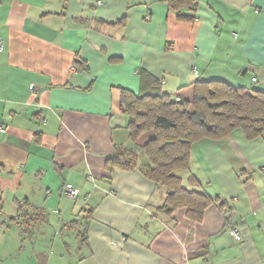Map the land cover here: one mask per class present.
I'll use <instances>...</instances> for the list:
<instances>
[{
	"label": "crops",
	"instance_id": "0c3cea01",
	"mask_svg": "<svg viewBox=\"0 0 264 264\" xmlns=\"http://www.w3.org/2000/svg\"><path fill=\"white\" fill-rule=\"evenodd\" d=\"M97 1L0 0V216L19 205L46 214L31 227L43 226L48 252L31 264H264V133L192 145L184 185L213 199L198 219L186 207L159 213L165 187L109 167L118 150H137L124 89L264 90V0H198L191 20L158 0ZM9 223L0 219L3 245ZM78 226L84 250L72 252Z\"/></svg>",
	"mask_w": 264,
	"mask_h": 264
},
{
	"label": "trees",
	"instance_id": "16d2710c",
	"mask_svg": "<svg viewBox=\"0 0 264 264\" xmlns=\"http://www.w3.org/2000/svg\"><path fill=\"white\" fill-rule=\"evenodd\" d=\"M158 1L177 10L179 18L194 19L188 12L196 10L198 0ZM184 8L187 12H183ZM122 92V110L129 119L130 136L145 160L134 151L121 149L109 162L110 169L139 168L158 186L165 187L167 196L157 210L159 213L171 215L177 208L186 207L191 217L200 218L213 199L184 185L191 147L200 139H221L237 130L243 131L248 139L261 137L264 90L221 80H197L172 94L156 88L143 94L125 89ZM190 181L197 183L194 179ZM32 210V205H19L12 221L29 229L32 223L46 219L44 212Z\"/></svg>",
	"mask_w": 264,
	"mask_h": 264
},
{
	"label": "rangeland",
	"instance_id": "374dc122",
	"mask_svg": "<svg viewBox=\"0 0 264 264\" xmlns=\"http://www.w3.org/2000/svg\"><path fill=\"white\" fill-rule=\"evenodd\" d=\"M128 148L136 149V146L133 143H131L128 145ZM136 153L141 157L142 150L140 148H137ZM15 216H17V210H14L11 214L8 213L7 210H5L2 216H0L1 220H9L10 221L9 224L11 226L9 230L10 238L7 239L6 245L0 243V254L3 255L9 253V256H4V257L0 256V260H2V262L0 261V263L31 264L32 258H35L36 254L37 256H39L42 250L44 252L45 251L48 252L47 249H45L46 248L45 246H41V242L44 241L43 232H42L43 226L40 225V227L37 228L36 230L34 229V227L31 226L29 229H27L24 226H22L20 223H15L11 221V219H13ZM78 227L81 228V226ZM78 227L75 229V231H73V233L66 235L67 240L69 242V246L71 247L70 251L72 252L76 250L77 252H79L80 250L81 251L84 250V248H82L78 251V248L81 247V245L77 241L78 239L77 235L78 232L82 230V228L78 230ZM45 235L49 237L48 232ZM46 240H48V238H46Z\"/></svg>",
	"mask_w": 264,
	"mask_h": 264
},
{
	"label": "built area",
	"instance_id": "2783aa9c",
	"mask_svg": "<svg viewBox=\"0 0 264 264\" xmlns=\"http://www.w3.org/2000/svg\"><path fill=\"white\" fill-rule=\"evenodd\" d=\"M98 4H102L103 0H98L97 1ZM2 48V43L0 42V49ZM255 80V79H254ZM31 91L34 92V89L31 88ZM5 130L3 129V127H0V132L3 133ZM64 195H66L68 198L70 199H77L79 192L77 189H73L70 187H66L64 189ZM229 234L236 240V241H240L241 240V234L238 230V228H236L235 226H232L228 229Z\"/></svg>",
	"mask_w": 264,
	"mask_h": 264
}]
</instances>
